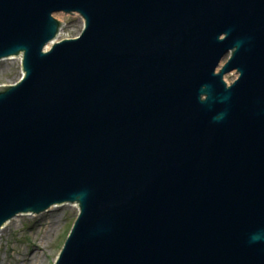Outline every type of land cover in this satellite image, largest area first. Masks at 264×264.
Segmentation results:
<instances>
[{
    "label": "water",
    "instance_id": "1",
    "mask_svg": "<svg viewBox=\"0 0 264 264\" xmlns=\"http://www.w3.org/2000/svg\"><path fill=\"white\" fill-rule=\"evenodd\" d=\"M19 56L0 231L76 204L55 264H264V0H0Z\"/></svg>",
    "mask_w": 264,
    "mask_h": 264
},
{
    "label": "rangeland",
    "instance_id": "2",
    "mask_svg": "<svg viewBox=\"0 0 264 264\" xmlns=\"http://www.w3.org/2000/svg\"><path fill=\"white\" fill-rule=\"evenodd\" d=\"M55 19L62 25L58 41L76 39L84 30V21L78 14H57ZM229 58L230 54L222 66ZM22 76V56L0 62V89L17 84ZM238 77L233 72L224 79L231 85ZM78 214L77 206L64 205L53 213L13 219L0 231V264H55ZM51 225L55 228L47 236Z\"/></svg>",
    "mask_w": 264,
    "mask_h": 264
},
{
    "label": "bare ground",
    "instance_id": "3",
    "mask_svg": "<svg viewBox=\"0 0 264 264\" xmlns=\"http://www.w3.org/2000/svg\"><path fill=\"white\" fill-rule=\"evenodd\" d=\"M49 47H50V46H49ZM62 207H63V206H55V207L51 208V209L49 210L48 213H53V212H55V211L61 209ZM54 228H55V225H51V226L47 229V236L49 235L48 232L51 233V232L54 230Z\"/></svg>",
    "mask_w": 264,
    "mask_h": 264
},
{
    "label": "clouds",
    "instance_id": "4",
    "mask_svg": "<svg viewBox=\"0 0 264 264\" xmlns=\"http://www.w3.org/2000/svg\"><path fill=\"white\" fill-rule=\"evenodd\" d=\"M259 237H253V240L255 241L256 239H258Z\"/></svg>",
    "mask_w": 264,
    "mask_h": 264
}]
</instances>
